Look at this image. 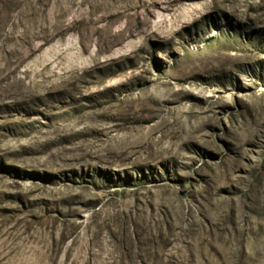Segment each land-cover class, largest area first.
I'll return each instance as SVG.
<instances>
[{"label":"rangeland","instance_id":"rangeland-1","mask_svg":"<svg viewBox=\"0 0 264 264\" xmlns=\"http://www.w3.org/2000/svg\"><path fill=\"white\" fill-rule=\"evenodd\" d=\"M0 264H264V0H0Z\"/></svg>","mask_w":264,"mask_h":264}]
</instances>
